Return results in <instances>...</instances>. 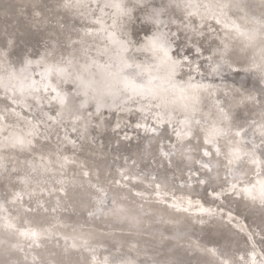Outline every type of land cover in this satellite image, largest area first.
<instances>
[{
  "label": "bare ground",
  "instance_id": "obj_1",
  "mask_svg": "<svg viewBox=\"0 0 264 264\" xmlns=\"http://www.w3.org/2000/svg\"><path fill=\"white\" fill-rule=\"evenodd\" d=\"M5 1L42 33L0 4V61L25 58L0 87L19 73L32 96H0V145L26 162L0 264H264V20L242 0ZM131 8L142 53L123 52Z\"/></svg>",
  "mask_w": 264,
  "mask_h": 264
},
{
  "label": "water",
  "instance_id": "obj_2",
  "mask_svg": "<svg viewBox=\"0 0 264 264\" xmlns=\"http://www.w3.org/2000/svg\"><path fill=\"white\" fill-rule=\"evenodd\" d=\"M251 0H242L241 5L238 7V10L243 12L244 14H247L248 16L255 17L257 16L258 18H262L264 20V4H263V9L261 12H254L250 11L248 9V5L246 3L250 2ZM261 1V0H258ZM264 2V0H262ZM125 0L122 1V3H119L118 8L120 11H124V4ZM1 4V9L2 7H5L8 9V12L12 13L14 16H19L18 14V5L12 2H6L5 0H0ZM260 5H262V2H260ZM27 14V19L29 18V22L35 18L39 19V16H43V9L39 8L36 9L35 11L32 12H25ZM154 15L157 17L159 14L154 13ZM127 18L130 19V26L128 27V30L125 35H127L128 40L124 43V50L123 52L131 51L130 50V41L133 40L138 43L136 51L137 52H144L145 49H147L152 41L148 37V33L150 30H148V23H150V19L144 21V18H142L134 8L128 9L127 12ZM18 21L27 27H25V30L31 34L33 39H37L39 35L42 33L41 30L33 29L32 27L28 26V22L23 18L20 17ZM126 37V38H127ZM21 52V51H20ZM21 54H18L13 56V57H3V60L0 61V65L5 68L6 66H10V64H14L16 68H20V60L23 62V57H21ZM26 66V65H25ZM22 69V68H21ZM20 70V69H19ZM18 72V71H17ZM19 73H16V75H7L4 84L2 87H0V96L2 94H7L9 97H12L16 100H18L19 105L21 103L23 105H28V102L30 103L29 98L32 96L30 93L24 91L22 92V87L19 84H15L16 76H18ZM20 76V75H19ZM19 80V77L17 78V81ZM264 94H262L263 96ZM264 97V96H263ZM260 100H263L260 97ZM28 101V102H27ZM86 103L80 105L81 109L86 108ZM102 108V107H101ZM112 110L111 113H113L116 110V107H110L107 109V111ZM108 111V113H109ZM13 143H15L18 146H27V143L25 142V139L22 138L21 136L15 137ZM9 147L14 148L15 146H2L0 145V211L5 207L3 204L4 202L10 201V196L12 193H15L18 191V181L22 180V168H24V165L26 166V162L23 159L24 155H20V153H13L11 150H9ZM28 163V162H27ZM32 164L33 168L36 170V174H41L43 173L46 168H47V162L45 159L43 160H37L35 162H30ZM22 170V171H21ZM23 181H28V179H24ZM0 222L2 224V227H4L6 224L2 222V218H0ZM9 227V226H8ZM35 239V238H34ZM33 244H36L37 242L32 241Z\"/></svg>",
  "mask_w": 264,
  "mask_h": 264
}]
</instances>
